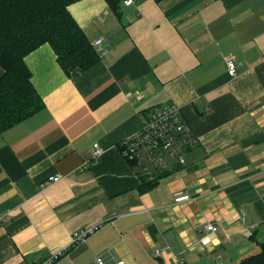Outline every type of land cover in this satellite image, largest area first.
I'll use <instances>...</instances> for the list:
<instances>
[{
	"label": "crops",
	"instance_id": "0c3cea01",
	"mask_svg": "<svg viewBox=\"0 0 264 264\" xmlns=\"http://www.w3.org/2000/svg\"><path fill=\"white\" fill-rule=\"evenodd\" d=\"M69 10L90 42L102 38L110 51L75 76L49 43L26 56L46 106L0 132V264H41L58 251L53 264H234L256 252L264 241V0H122L121 17L106 0ZM171 103L198 144L183 166L169 158L167 174L142 192L147 175L124 157V142ZM97 146L104 152L95 159ZM179 192L190 199L176 203Z\"/></svg>",
	"mask_w": 264,
	"mask_h": 264
},
{
	"label": "trees",
	"instance_id": "16d2710c",
	"mask_svg": "<svg viewBox=\"0 0 264 264\" xmlns=\"http://www.w3.org/2000/svg\"><path fill=\"white\" fill-rule=\"evenodd\" d=\"M76 1L0 0V66L4 70L0 77V132L22 123L46 106L25 59L36 48L51 44L61 68L70 76L79 75L101 60L69 10ZM106 1L121 17L122 0ZM167 172L160 173L154 181L143 176L141 191L155 188ZM234 264H264V241L259 252Z\"/></svg>",
	"mask_w": 264,
	"mask_h": 264
},
{
	"label": "built area",
	"instance_id": "2783aa9c",
	"mask_svg": "<svg viewBox=\"0 0 264 264\" xmlns=\"http://www.w3.org/2000/svg\"><path fill=\"white\" fill-rule=\"evenodd\" d=\"M136 2L137 0H123L125 6H133ZM92 43L101 58L105 57L110 51L109 46L105 45L102 38L94 39ZM225 63L229 75L236 76L239 72V66H237L235 59L228 57ZM129 96H135V94L130 93ZM197 144L198 139L192 127L182 117L180 107L175 103H171L166 107L153 110L145 118L139 132L125 140L123 155L130 162L141 167L149 180L154 181L160 173L168 169L169 158L175 159L179 165L186 164V153ZM103 152V148L97 146L94 151L95 159H98ZM60 180L61 176L58 174L49 178L52 183ZM188 199H190L188 193L179 192L174 196L176 203L186 202ZM205 228L212 232L218 230V226L212 223H207ZM96 229L97 227L92 226L75 231L73 241L75 243L83 242ZM62 254H64L62 251H58L41 264H53ZM94 262L96 264H112L102 257L96 258ZM116 264H125V261L118 260Z\"/></svg>",
	"mask_w": 264,
	"mask_h": 264
},
{
	"label": "rangeland",
	"instance_id": "374dc122",
	"mask_svg": "<svg viewBox=\"0 0 264 264\" xmlns=\"http://www.w3.org/2000/svg\"><path fill=\"white\" fill-rule=\"evenodd\" d=\"M255 251H256V252H254V253L259 252V251H260V246H259V247L257 246V249H256Z\"/></svg>",
	"mask_w": 264,
	"mask_h": 264
},
{
	"label": "bare ground",
	"instance_id": "6f19581e",
	"mask_svg": "<svg viewBox=\"0 0 264 264\" xmlns=\"http://www.w3.org/2000/svg\"><path fill=\"white\" fill-rule=\"evenodd\" d=\"M103 258V257H102Z\"/></svg>",
	"mask_w": 264,
	"mask_h": 264
}]
</instances>
